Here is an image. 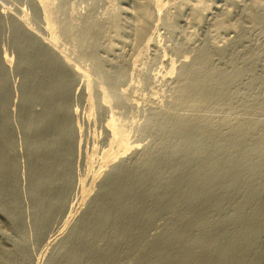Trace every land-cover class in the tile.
<instances>
[{"label": "rangeland", "instance_id": "1", "mask_svg": "<svg viewBox=\"0 0 264 264\" xmlns=\"http://www.w3.org/2000/svg\"><path fill=\"white\" fill-rule=\"evenodd\" d=\"M0 264H264V0H0Z\"/></svg>", "mask_w": 264, "mask_h": 264}, {"label": "bare ground", "instance_id": "2", "mask_svg": "<svg viewBox=\"0 0 264 264\" xmlns=\"http://www.w3.org/2000/svg\"><path fill=\"white\" fill-rule=\"evenodd\" d=\"M186 262V261H185Z\"/></svg>", "mask_w": 264, "mask_h": 264}]
</instances>
